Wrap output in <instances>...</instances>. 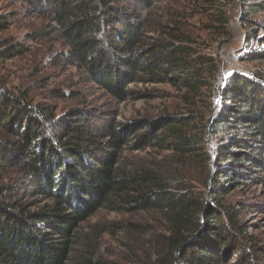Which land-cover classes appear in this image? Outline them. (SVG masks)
I'll return each instance as SVG.
<instances>
[{"label":"trees","instance_id":"trees-1","mask_svg":"<svg viewBox=\"0 0 264 264\" xmlns=\"http://www.w3.org/2000/svg\"><path fill=\"white\" fill-rule=\"evenodd\" d=\"M13 1L47 20L63 62L108 95L126 101L132 86L171 84L189 107L178 118H144L136 130L111 115L95 123L93 112L63 122L49 103L0 80V264H71L82 226L102 211L160 216L164 232L150 239L143 264L264 262L229 199L264 186V70L221 78L219 61L198 53L173 16L165 26L154 20L173 0ZM185 1L198 15L219 5ZM237 6L252 46L241 61L264 64V0ZM229 24L221 10L210 27L226 38ZM11 26L0 15V34ZM25 52L8 48L0 66ZM148 148L170 155L151 164L125 157Z\"/></svg>","mask_w":264,"mask_h":264},{"label":"rangeland","instance_id":"rangeland-1","mask_svg":"<svg viewBox=\"0 0 264 264\" xmlns=\"http://www.w3.org/2000/svg\"><path fill=\"white\" fill-rule=\"evenodd\" d=\"M217 3L218 7L201 11L198 15L193 13L192 2L191 6L185 0H173L168 5H160L154 20L165 26L167 17L173 16L184 29L182 33L195 42L198 53L213 56L219 61L221 78L232 70H264V64L241 61L243 53L252 46L246 50L244 45L245 32L239 23L238 0H217ZM220 9L226 10L230 16V35L226 38L220 37L219 31L210 27L215 24ZM0 15H6L12 21L9 31L0 34V53L18 44L26 51L19 58L0 66V80L10 87L30 92L36 102L49 103L58 109L57 115L60 120L63 118V122L80 113L93 112L95 123L101 124L111 115L120 125L136 130V123L144 118L157 121L165 116L178 118L187 112L189 105L179 89L171 84L132 86V93L126 101L108 95L90 83L76 67L63 62L62 55L66 48L59 36L53 34L52 29L50 31L47 20L31 16L13 0H0ZM127 131L123 129V132ZM127 139L134 140L128 136ZM169 155L157 148L125 153L129 162L141 161L146 164ZM194 175V180L201 177L198 172H194ZM229 199L241 205L242 221L249 234L255 237L256 247L264 251V186L237 190ZM163 232L164 223L157 213L118 214L102 211L82 226L80 245L71 264H143L147 260L145 256L153 254L150 239ZM258 263L264 264L262 261Z\"/></svg>","mask_w":264,"mask_h":264}]
</instances>
